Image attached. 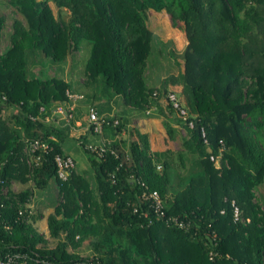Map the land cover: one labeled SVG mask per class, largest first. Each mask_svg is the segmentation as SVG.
<instances>
[{
  "label": "trees",
  "instance_id": "obj_1",
  "mask_svg": "<svg viewBox=\"0 0 264 264\" xmlns=\"http://www.w3.org/2000/svg\"><path fill=\"white\" fill-rule=\"evenodd\" d=\"M1 3L13 18L10 45L0 48V180L5 182H0V256L19 253L26 264H264V205L256 195L264 180V0ZM152 11H165L183 30L182 92L145 82L152 41L146 22ZM5 21L0 13V33ZM83 41L90 45L86 84L93 88L85 94L87 113L93 106L109 123L117 120L115 126L104 124V134H119L126 122L123 112L109 113L110 102L100 99L106 93L133 108L154 106L169 118L179 115L168 98L172 92L186 110L185 146L192 160L186 168V152L177 153L174 184L170 148L151 155L140 153L135 141L127 151L111 140L97 157L85 147L86 136L78 139L89 154L93 184L75 168L66 180L57 177L54 156L68 155L62 150L66 133L46 118L70 100L66 92L72 91L61 77L29 76L28 54L41 50L51 61H63ZM9 108L15 111L7 114ZM168 135H176L173 126ZM35 139L46 141L49 149L30 151ZM22 141L29 153L30 185L14 191L9 183L16 179ZM219 149L218 162L211 161L210 154ZM51 178L59 201L47 215L45 236L33 226L38 217L28 203L34 189L45 188ZM141 182L160 193L164 217L151 210L143 215ZM232 200L240 210L238 221ZM170 217L189 225L178 227L167 221ZM85 250L91 254L84 256Z\"/></svg>",
  "mask_w": 264,
  "mask_h": 264
},
{
  "label": "rangeland",
  "instance_id": "obj_2",
  "mask_svg": "<svg viewBox=\"0 0 264 264\" xmlns=\"http://www.w3.org/2000/svg\"><path fill=\"white\" fill-rule=\"evenodd\" d=\"M0 1V13L5 15L6 21L3 29L0 33V48L5 50L10 45L11 34V22L13 16L11 8L1 3ZM54 6V5H53ZM55 9V8H54ZM67 10V9H66ZM147 26L152 31V41L149 56L147 58L146 67L144 70V79L149 87L166 86V88L176 89L182 92V68H183V52L186 46V40L183 30L175 27L171 24L170 16L165 11H152L148 16L146 22ZM90 45L87 41H83L78 51L72 52L70 56H67L63 61H51L48 57H45L41 50L31 51L28 54L27 70L28 75L32 77H50L57 76L70 83V89L74 94L91 95L93 88L86 84L85 77V63L89 56ZM167 89V90H168ZM86 97V96H85ZM102 101L107 100L111 104V112L117 114L124 112V118L126 119L125 127L119 134L106 137L101 140L100 134L89 133L87 143L104 144L111 140H119V144L125 150H129V142L135 141L137 144V150L140 153H148L153 155L154 152H162L170 148L171 150V166L168 171L171 177L172 184L175 183L176 175L178 172V166H180L177 160V153H185V165L189 167L192 154L189 153L185 146V140L188 137V131L180 115H173L168 118L165 112L158 113L153 108L147 109L133 108L132 106L123 103L120 97L114 93H106L101 95ZM90 98L70 100L69 103H73L72 106V122L76 120L83 121L85 115V108L87 107ZM63 109V108H62ZM15 111V109L6 110L7 114ZM104 114L107 112L103 111ZM167 113V112H166ZM61 117V123L66 124L69 120H65V115L59 113ZM63 119V120H62ZM182 121H181V120ZM55 123V121H54ZM173 126L176 132L174 138H170L168 135V128ZM68 125H64V128ZM67 129V128H66ZM77 132H73L70 135L66 134L62 142V150L64 153L69 154L74 159L75 171L83 172L87 179L93 184V171L89 162V154L81 146L78 139ZM91 136H95L94 140H90ZM20 154L19 161L15 165L14 173L16 179L9 183V186L15 191L21 190L30 185L29 179V162L28 154L26 153L25 144L20 142ZM188 152V153H187ZM169 154L166 152V155ZM169 154V155H170ZM195 168L187 169L188 172H194ZM182 173V172H181ZM8 187V186H7ZM6 191V186L1 190ZM257 199L264 205V180L258 186L256 191ZM59 201L58 187L56 179L51 178L45 188H35L32 199L28 205L30 207V213L38 217L36 226L38 230L44 232L45 236H48L47 231V215L54 211V206ZM83 255L91 254V251L85 250Z\"/></svg>",
  "mask_w": 264,
  "mask_h": 264
},
{
  "label": "built area",
  "instance_id": "obj_3",
  "mask_svg": "<svg viewBox=\"0 0 264 264\" xmlns=\"http://www.w3.org/2000/svg\"><path fill=\"white\" fill-rule=\"evenodd\" d=\"M66 94L68 95L70 99H82L83 98V94H74L69 91H67ZM168 98L173 103V106L179 109V115L181 116V118L183 120H187V112L185 109H183L182 107L178 105V102L176 100V95L172 92H169ZM62 108L63 107L59 106L55 110V112L63 113L66 119L71 118L72 114L70 111L72 110V107H69L67 110L64 108L62 109ZM31 119H34V117L31 116ZM87 121H88L89 129L91 128L90 130L92 131V133H95V134L103 133L104 124H110L111 126H115L117 124V120H114L112 124L109 123V121L106 120L104 116H100L97 113V110L93 106H90L88 109ZM188 124L190 127L193 126V123L191 121H189ZM201 136L204 138V141L206 142V134L203 128H201ZM220 142H222V140H220ZM85 147L88 148L90 151H92L97 157L103 156V152L107 149L106 147H104L103 144H95V143H86ZM36 149H39L42 151L48 150L49 144L44 140L35 139L30 143L29 150L34 151ZM111 152L113 151L111 150ZM220 156H221V149H219V154H216V155L210 154L209 158L211 161L217 163ZM38 158L39 156L36 157V159ZM54 162L56 165L57 177L61 180H66L71 170L74 169L75 167L74 159L69 154L68 155L56 154L54 156ZM157 168L159 169L160 165H157ZM0 182L5 183L3 180H0ZM140 184L144 187L141 192L140 198L143 201V203L146 204V207H147V210L143 211V215L147 216L148 210H151L156 214L157 217H161V218L164 217L163 200H162V197L160 196V193L155 189L153 190L148 189V186L144 182H141ZM3 187L4 186H2V188ZM231 207H232L233 220L234 221L240 220L241 219L240 210L237 204L233 200L231 201ZM221 212L223 213L224 210H221ZM169 220L174 225L181 227V228H184V227L187 228V226L189 225L188 223H186L182 219H179L178 217H170L168 218L167 221ZM151 221L152 220L149 219V223ZM210 254H211L210 259L212 260L213 253L210 252ZM0 264H26V257H24L22 254H19V253L5 254L3 256H0ZM82 264H101V263L98 261L86 260Z\"/></svg>",
  "mask_w": 264,
  "mask_h": 264
},
{
  "label": "crops",
  "instance_id": "obj_4",
  "mask_svg": "<svg viewBox=\"0 0 264 264\" xmlns=\"http://www.w3.org/2000/svg\"><path fill=\"white\" fill-rule=\"evenodd\" d=\"M67 81V80H66ZM74 93V92H73ZM70 100H75V99H70ZM69 100V101H70ZM69 101H66L65 102V104L64 105H61V107H63V108H66V109H68L69 107H72V106H74L73 105V103H69ZM88 105H89V103H88ZM87 105V106H88ZM58 108V107H57ZM88 107H86L85 108V115H84V120L83 121H79V120H76V122L75 123H73L72 122V120H69L66 124L68 125V127H66V128H64V125H66V124H63V123H61V117H60V114L58 113V112H55V110H53L52 111V113L46 118V119H48L49 121H51L53 124H55V125H58V126H60V127H62L64 130H65V133L66 134H68V135H70L71 133H75V132H77L76 134H75V136L76 135H79V137L80 136H86V138L88 139L90 136H89V133H92L91 132V130L89 129V127H88V121H87V109ZM123 113L125 112V110H123L122 111ZM63 120V119H62ZM54 121H55V123H54ZM93 134V133H92ZM109 136H112V135H110V133L108 132V134H104V132L103 133H101L100 134V142H101V140H103V139H106V137L107 138H109ZM94 137L95 136H91V141L92 140H94ZM99 144V143H98ZM38 219V218H37ZM37 219L35 220V221H33L32 222V224H33V226L38 230V228H37V226H36V221H37ZM40 233H41V231L40 230H38ZM48 231V230H47ZM44 232H42V234H43ZM46 235V234H45Z\"/></svg>",
  "mask_w": 264,
  "mask_h": 264
}]
</instances>
